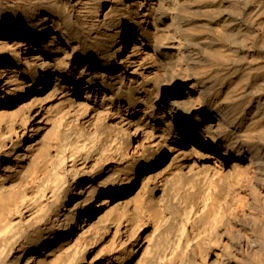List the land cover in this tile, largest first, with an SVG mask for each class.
Instances as JSON below:
<instances>
[{"label": "bare ground", "instance_id": "bare-ground-1", "mask_svg": "<svg viewBox=\"0 0 264 264\" xmlns=\"http://www.w3.org/2000/svg\"><path fill=\"white\" fill-rule=\"evenodd\" d=\"M0 264H264V0H0Z\"/></svg>", "mask_w": 264, "mask_h": 264}]
</instances>
